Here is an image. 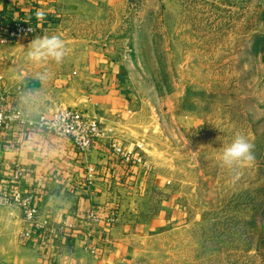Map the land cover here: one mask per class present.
<instances>
[{
  "label": "rangeland",
  "instance_id": "1",
  "mask_svg": "<svg viewBox=\"0 0 264 264\" xmlns=\"http://www.w3.org/2000/svg\"><path fill=\"white\" fill-rule=\"evenodd\" d=\"M91 4L81 17L25 16L37 33L0 43L7 104L20 105L5 87L29 83L63 90L62 107L89 114L82 100L95 85L80 75L86 62L127 59L125 97L137 111L130 135L147 162L137 168L161 187L135 203L145 218L164 220L141 239L136 263L264 264V0ZM52 35L64 41L63 60L30 59L31 41ZM237 135L253 144L254 160L225 165Z\"/></svg>",
  "mask_w": 264,
  "mask_h": 264
},
{
  "label": "crops",
  "instance_id": "2",
  "mask_svg": "<svg viewBox=\"0 0 264 264\" xmlns=\"http://www.w3.org/2000/svg\"><path fill=\"white\" fill-rule=\"evenodd\" d=\"M91 5V0H0V43L14 40L9 35L13 20L38 17V12L43 13L41 20L66 14L81 17ZM129 67L127 59L114 60L105 55L86 62L80 75L95 85L91 98L82 100L87 102L89 115L113 124L127 148L132 149L142 142L130 135L129 120L137 111L125 97L129 94L125 83ZM27 84L4 90L17 96L20 108L31 121L64 108L63 90L51 86L26 88ZM87 159L88 163H83L69 143L47 131L25 127L0 130V178L12 177L17 165L26 167L27 182L41 191L40 221L72 224L67 235L51 236L44 248L23 244L22 210L15 203H0V264H137L141 239L164 220L158 214L145 218L142 205L135 199L149 186L156 190L161 187L157 180L149 182L147 170L121 168L104 144L96 145ZM88 166L95 171L88 170ZM113 205L118 209L114 221L107 215H112V210L93 221L85 220L91 210Z\"/></svg>",
  "mask_w": 264,
  "mask_h": 264
},
{
  "label": "built area",
  "instance_id": "3",
  "mask_svg": "<svg viewBox=\"0 0 264 264\" xmlns=\"http://www.w3.org/2000/svg\"><path fill=\"white\" fill-rule=\"evenodd\" d=\"M38 25L25 18H19L9 23V35L12 39L23 40L37 33ZM8 95L0 90V130H11L14 127H25L47 131L64 139L78 153L83 163H88L89 152L98 144L107 146L110 154L115 155L116 163L121 168L129 166L137 167L147 165L140 146L127 148L125 141L115 133L113 125L102 123L90 116L84 110L77 107H64L54 111L51 115H43L35 121H31L26 112L18 105L7 104ZM88 170L95 171L88 166ZM91 171V172H92ZM27 168L17 165L10 178H0V203H15L22 210L24 227L21 232V242L27 245L46 247L51 236L68 234L71 225L54 224L50 219L41 222L40 199L41 191L38 186L31 185L27 181ZM91 210L86 219L93 221L96 217L107 212ZM110 221H114V213L107 214ZM54 238V239H55Z\"/></svg>",
  "mask_w": 264,
  "mask_h": 264
},
{
  "label": "clouds",
  "instance_id": "4",
  "mask_svg": "<svg viewBox=\"0 0 264 264\" xmlns=\"http://www.w3.org/2000/svg\"><path fill=\"white\" fill-rule=\"evenodd\" d=\"M37 15L42 17L43 13L38 12ZM65 54L64 41L56 35L34 38L28 51V57L34 61L51 58L57 63L63 60ZM40 78H44V74H40ZM253 147L243 135L235 136L231 144L223 150V163L231 166L236 162L253 161Z\"/></svg>",
  "mask_w": 264,
  "mask_h": 264
}]
</instances>
